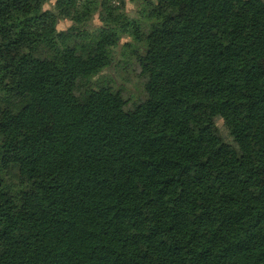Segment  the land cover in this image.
Instances as JSON below:
<instances>
[{
  "label": "trees",
  "instance_id": "1",
  "mask_svg": "<svg viewBox=\"0 0 264 264\" xmlns=\"http://www.w3.org/2000/svg\"><path fill=\"white\" fill-rule=\"evenodd\" d=\"M48 2L0 0V264H264V0Z\"/></svg>",
  "mask_w": 264,
  "mask_h": 264
},
{
  "label": "rangeland",
  "instance_id": "2",
  "mask_svg": "<svg viewBox=\"0 0 264 264\" xmlns=\"http://www.w3.org/2000/svg\"><path fill=\"white\" fill-rule=\"evenodd\" d=\"M56 0H49L45 5L44 9H50ZM126 14L131 18L137 17V5L135 3H126ZM191 10L187 6H182L180 8V21L181 23H186L190 17ZM71 25L68 21H61L57 25V29L62 31L66 30ZM93 27L100 25L97 17L94 18L92 22ZM137 33V30H136ZM125 42H130L128 38L121 40V44ZM106 60L102 59L98 62V65L103 67L102 73L95 79L98 82H101L104 78H110L113 80L114 86L122 90L124 101L120 105L116 106L113 110L117 112L123 120H130L126 116V110L132 108L135 101L138 99L139 95L142 92L143 80L138 76V70L136 67L130 63L126 66H123V63L120 57H117L114 62L110 65H106ZM261 65L264 69V62H261ZM45 119H49V116L42 110H39ZM260 174L264 181V163L259 167Z\"/></svg>",
  "mask_w": 264,
  "mask_h": 264
}]
</instances>
